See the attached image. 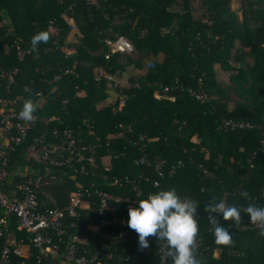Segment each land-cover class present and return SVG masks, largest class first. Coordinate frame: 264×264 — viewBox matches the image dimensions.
<instances>
[{
    "label": "trees",
    "instance_id": "obj_1",
    "mask_svg": "<svg viewBox=\"0 0 264 264\" xmlns=\"http://www.w3.org/2000/svg\"><path fill=\"white\" fill-rule=\"evenodd\" d=\"M190 1L0 0V69L14 70L8 90L0 78V97L15 99L21 110L31 92L38 108L36 127L28 138L44 134L45 140L59 141L63 130L70 131L73 153L94 159L92 170L77 155L68 166L54 168L53 177L40 185L46 198L39 195V200L45 206L63 208L69 192L79 186L128 195L135 192L133 187L152 193L175 188L181 198L197 201L201 264H264V239L246 225V214L242 213L239 225L220 217L233 236L229 247L215 244L204 211L212 197L229 206H247L249 201L239 196L242 190L250 193L251 202L264 207V154L249 159L264 138V0H244L239 21L229 0H199L204 18L192 17ZM62 14L74 20L73 30ZM39 31H48L50 40L39 45L37 55L30 51V41ZM119 35L130 42V50L110 51L105 41ZM16 46L26 50L21 59ZM130 65L146 69L135 80L129 79L127 87L111 88L104 79H94L104 72L115 75ZM65 69L69 72L63 74ZM217 69L229 72V85L219 84ZM58 73L61 77L54 79ZM198 86L209 102L189 94L188 88ZM111 89L117 98L103 101ZM231 94L237 100L232 101ZM221 117L258 127L223 132L216 128ZM25 143L8 149V168L18 163L22 168L39 165L24 151ZM140 155L152 165L162 161L164 176L158 177L152 165L135 164ZM180 160L183 165L176 166ZM124 176L129 181L126 186L108 184L112 177ZM155 178L158 185L152 186ZM108 204L110 209L103 215L94 205L80 211L81 245L89 253L116 250L129 256L123 261L102 260L103 264H172L168 257L161 262L155 238L149 240V248L138 250V235L130 228L119 243L96 239L86 230L87 223L104 218L103 227L115 232L121 219L128 220L121 204ZM1 227L27 243L28 233L17 229L14 216H6ZM2 242L0 235V249ZM58 261L59 257L29 245L27 258L10 252L6 264Z\"/></svg>",
    "mask_w": 264,
    "mask_h": 264
},
{
    "label": "built area",
    "instance_id": "obj_2",
    "mask_svg": "<svg viewBox=\"0 0 264 264\" xmlns=\"http://www.w3.org/2000/svg\"><path fill=\"white\" fill-rule=\"evenodd\" d=\"M110 46V51H128L132 48L130 42L122 35H119L115 40L105 41ZM26 50L16 46L18 59H21ZM14 70L0 69V78L4 80L5 88L8 90L10 83L13 82ZM69 70L65 69L64 73ZM61 74L54 75V79H59ZM104 79L106 84L111 88L119 86V81L115 75L104 72L94 76L95 80ZM137 86V84H135ZM167 90V87H163ZM189 94L199 101L209 102L207 95L199 89L192 90L188 88ZM21 110L16 105L15 99L0 97V211L3 216H0V235L3 242L0 249V264H6L9 260V253L27 258L29 255V245L36 250L54 258L59 257L57 264H90L95 261V264H103L102 260L123 261L129 258L128 255H123L116 250L112 251H94L89 253L82 244L84 236L81 234V225L79 224V216L81 210L89 209L94 205L97 213L103 215L110 209L109 201L119 203L123 210L128 212L130 206L135 207V202L139 199L147 198L151 191L143 192L140 189L133 187V195L114 194L109 191H102L98 188H88L79 186L68 194L67 204L63 208L45 206V202L39 200V195H44L40 191V185L45 183L47 177H53L54 168L68 166L75 155L79 159L85 160L90 169H95L96 164L91 156L84 157L82 154L73 153L74 139L70 131H62V136H59V141L45 140L44 134H39L28 138L29 132L36 127L37 117L34 122L26 123L19 119L18 114ZM258 127L248 121L234 120L221 117L217 122V129L223 132L227 131H244ZM52 133L56 134L53 130ZM139 140H142L140 137ZM26 141L24 151L39 165L34 168L28 165L29 170L15 165L13 168H8V149H13L14 145H18ZM66 152V153H65ZM264 154V138H261L258 145L249 155L252 160L257 154ZM134 163L138 165H152L143 156H138L134 159ZM162 161L153 163L152 168L158 177H163ZM182 161H177L176 166H182ZM27 167L26 165H23ZM83 169L84 167H80ZM174 166H171L173 169ZM106 169V168H104ZM170 169V170H171ZM169 174V172L167 171ZM17 179L14 181V176ZM129 183L128 178L112 177L108 182L112 186H126ZM152 186L158 185V180L155 178L151 182ZM138 193L140 195H138ZM52 200H50L51 202ZM198 214V213H197ZM14 216L17 222V229L28 233L27 245L23 238L16 239L14 235L5 227L6 216ZM67 219L68 221H63ZM114 221V219H113ZM107 223L104 218L99 219L98 223H87L84 228L90 231L96 239H105L114 243L122 242L125 235L129 232L127 220L119 221V228L113 232L111 229H105L103 225ZM245 223L250 228H255L249 218L245 219ZM70 229V231L68 230ZM66 237V238H65ZM154 237H150L149 240ZM83 239V240H82ZM157 253L161 262L166 258L163 241H157ZM64 248L61 249V246ZM37 261L39 257L37 256ZM105 264V263H104Z\"/></svg>",
    "mask_w": 264,
    "mask_h": 264
},
{
    "label": "clouds",
    "instance_id": "obj_3",
    "mask_svg": "<svg viewBox=\"0 0 264 264\" xmlns=\"http://www.w3.org/2000/svg\"><path fill=\"white\" fill-rule=\"evenodd\" d=\"M49 40L48 31L37 32L31 37L30 51L38 55L39 45ZM31 96L30 92L18 114L19 119L26 123L36 119L34 113L38 105ZM239 196L249 201L247 206H229L222 199L217 202L216 197H212L205 205L204 211L208 214L216 245L230 247L234 244L229 228L223 226L220 217L223 221L239 225L243 219L242 213L248 216L249 222L257 229V236L264 239V207L251 202L247 190L240 191ZM135 204V207L128 208L127 227L138 235V250L149 248V238L154 237L157 241L165 242V255L171 259L172 264H201L197 257V201L190 197L181 198L176 189L171 188L150 193L147 198L139 199Z\"/></svg>",
    "mask_w": 264,
    "mask_h": 264
},
{
    "label": "rangeland",
    "instance_id": "obj_4",
    "mask_svg": "<svg viewBox=\"0 0 264 264\" xmlns=\"http://www.w3.org/2000/svg\"><path fill=\"white\" fill-rule=\"evenodd\" d=\"M199 3L200 1L199 0H191L190 1V4L193 5L191 7V11H192V17L193 18H196V17H199V18H204L203 16V11L202 9L199 7ZM242 4H244V0H229V5H230V8L233 9L235 11V19L236 21H239L242 17L241 15V6ZM63 18H65L66 22L69 23L71 25V30H73L75 27H73L74 25V20L71 19V18H68L65 14H62L61 15ZM74 22V23H73ZM71 35V34H70ZM235 43L233 44L232 48L230 49V53L232 54L233 51H234V48H235ZM63 51L65 52H69L71 51V49L67 48V47H63L62 48ZM160 57V56H159ZM158 57V58H159ZM148 60H146L147 62ZM231 61V60H230ZM145 67L141 68V69H137L135 67H132L131 65L130 66H127L125 70H123L122 72L120 73H117L115 74L116 78L118 79L119 81V86L121 88L123 87H127V85L130 83L129 82V79H133L135 80V78H138L143 72H145ZM98 71H103L102 68H99ZM228 74L229 72L228 71H221L219 69H217V76H218V80H219V84L223 87L229 85L228 84ZM132 84V83H131ZM111 92L113 93V90L111 89ZM231 99L232 101H235L237 100V98L231 94ZM232 104V102L230 103V105ZM119 106V105H118ZM20 164V163H18ZM22 165V164H20ZM17 169H20L19 167L15 166ZM83 240V239H82ZM27 245V243H25Z\"/></svg>",
    "mask_w": 264,
    "mask_h": 264
},
{
    "label": "crops",
    "instance_id": "obj_5",
    "mask_svg": "<svg viewBox=\"0 0 264 264\" xmlns=\"http://www.w3.org/2000/svg\"><path fill=\"white\" fill-rule=\"evenodd\" d=\"M107 93H108L107 97L103 101L113 102L117 98V94L114 92V90H113V93L111 92V90H109ZM121 103H122L121 100H119L118 105L120 106ZM204 157H207V154H205ZM102 159L103 161L104 160L106 161V158L103 157ZM24 169L29 170L28 166L24 167Z\"/></svg>",
    "mask_w": 264,
    "mask_h": 264
}]
</instances>
